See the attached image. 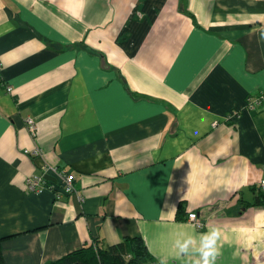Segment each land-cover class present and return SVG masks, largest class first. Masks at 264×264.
Instances as JSON below:
<instances>
[{"label":"crops","instance_id":"1","mask_svg":"<svg viewBox=\"0 0 264 264\" xmlns=\"http://www.w3.org/2000/svg\"><path fill=\"white\" fill-rule=\"evenodd\" d=\"M252 94H264V0H0L1 264L129 250L134 236L150 264H192L174 241L212 227L216 264H264ZM32 174L48 181L39 193L25 192Z\"/></svg>","mask_w":264,"mask_h":264},{"label":"trees","instance_id":"2","mask_svg":"<svg viewBox=\"0 0 264 264\" xmlns=\"http://www.w3.org/2000/svg\"><path fill=\"white\" fill-rule=\"evenodd\" d=\"M261 201L264 202V195ZM125 240L129 242V250H126L123 242L114 244L107 250L99 248L96 244H84L60 258L44 264H150L151 255L140 236L126 238ZM126 253L130 254L127 258ZM2 260L0 247V264Z\"/></svg>","mask_w":264,"mask_h":264},{"label":"built area","instance_id":"3","mask_svg":"<svg viewBox=\"0 0 264 264\" xmlns=\"http://www.w3.org/2000/svg\"><path fill=\"white\" fill-rule=\"evenodd\" d=\"M7 91H11L10 87L6 88ZM264 103V94H252L249 95L246 98L244 108L248 110H256L258 107H260ZM240 109H233L227 114V119H231L234 117H239L240 115ZM28 128L32 133L35 134L34 131V125L32 123V120H28ZM45 171H52L58 173L64 180V184L62 188L65 192H68L72 189L71 182L74 179L73 174L64 175L62 171L57 170L54 166H47L45 168ZM48 186V181L43 177L41 174H32L25 179V192L26 193H39L44 188ZM259 186L262 191H264V179L260 181ZM57 198L59 197V194L56 195ZM187 219L196 226L201 227L202 222L197 217V214L195 212H189L187 215ZM126 257H129V255H126Z\"/></svg>","mask_w":264,"mask_h":264},{"label":"clouds","instance_id":"4","mask_svg":"<svg viewBox=\"0 0 264 264\" xmlns=\"http://www.w3.org/2000/svg\"><path fill=\"white\" fill-rule=\"evenodd\" d=\"M221 230L216 227L199 234H182L174 241L175 247L180 254L195 255L192 264H216V257L220 253ZM160 264H167L162 259Z\"/></svg>","mask_w":264,"mask_h":264},{"label":"water","instance_id":"5","mask_svg":"<svg viewBox=\"0 0 264 264\" xmlns=\"http://www.w3.org/2000/svg\"><path fill=\"white\" fill-rule=\"evenodd\" d=\"M47 179H51L52 178V176H50V175H48V176H45Z\"/></svg>","mask_w":264,"mask_h":264},{"label":"rangeland","instance_id":"6","mask_svg":"<svg viewBox=\"0 0 264 264\" xmlns=\"http://www.w3.org/2000/svg\"><path fill=\"white\" fill-rule=\"evenodd\" d=\"M127 258V257H126Z\"/></svg>","mask_w":264,"mask_h":264}]
</instances>
